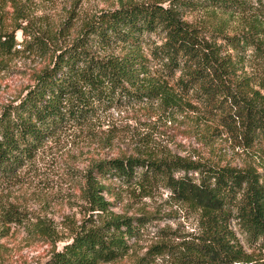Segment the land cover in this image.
Wrapping results in <instances>:
<instances>
[{
  "label": "rangeland",
  "instance_id": "rangeland-1",
  "mask_svg": "<svg viewBox=\"0 0 264 264\" xmlns=\"http://www.w3.org/2000/svg\"><path fill=\"white\" fill-rule=\"evenodd\" d=\"M170 1L0 0V33L13 29L17 15H22L19 21L26 27L25 34L23 29L16 31L18 42L12 51H0V113L20 102L35 77L52 65L53 56L71 44L98 13L127 3L168 5ZM247 1L244 11L204 5L185 9L182 18L239 64L240 73L249 76L260 91L259 104L264 107V0ZM234 36L256 42L239 51L229 39ZM151 39L160 38L151 34ZM93 49L112 54L121 47ZM151 68L153 73L143 87L152 92L133 94L112 106L95 100L87 119L68 123L43 143L31 162L9 178L0 177V264H51L55 251L70 242L90 216L99 224L110 213L141 218L144 225L129 238V253L105 264H178L175 251L184 250V243L202 232L201 211L178 199L161 181L143 188L104 179L112 190L101 194L111 203V212L98 214L90 206L87 181L96 174L90 172L93 166L102 160L184 157L211 166L253 167L264 180L263 134L245 135L232 118L188 88L181 70L172 73L156 61ZM184 174L180 171L176 176ZM42 224L47 229L40 233ZM231 227L252 262L264 261V238L250 241L236 220ZM159 244L166 250L158 252Z\"/></svg>",
  "mask_w": 264,
  "mask_h": 264
},
{
  "label": "trees",
  "instance_id": "trees-1",
  "mask_svg": "<svg viewBox=\"0 0 264 264\" xmlns=\"http://www.w3.org/2000/svg\"><path fill=\"white\" fill-rule=\"evenodd\" d=\"M248 3L139 2L98 13L71 44L53 56L52 65L35 77V84L20 102L0 113V177L9 178L31 162L43 143L68 123L87 119L95 100L112 106L133 94L152 92L143 86L153 73L154 61L172 73L181 70L188 88L197 90L205 102L232 118L245 135H264L260 91L249 76L240 73L239 64L230 55H222L219 44L207 41L182 18L185 9L205 5L239 12L248 9ZM21 16L14 17L13 29L0 33L1 53L13 50L18 29L25 34ZM151 34L160 39L152 40ZM229 39L239 51L256 42L249 37ZM113 45H119L120 52L101 54L93 49ZM180 171L185 174L177 177ZM90 172L96 174L87 181L88 200L98 214L111 212V203L101 194L112 190L104 179L143 188L161 181L178 199L201 211L202 232L197 239L186 241L184 250L175 251L178 264H264L252 262L231 227L236 220L250 241L264 238V180L255 168L211 166L184 157H116L99 161ZM110 214L99 224L90 216L71 241L55 251L51 264H105L125 257L131 249L129 238L138 235L144 223L141 218ZM46 226L40 225L38 231L43 233ZM155 248L158 252L166 250L162 244Z\"/></svg>",
  "mask_w": 264,
  "mask_h": 264
}]
</instances>
